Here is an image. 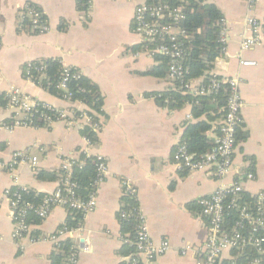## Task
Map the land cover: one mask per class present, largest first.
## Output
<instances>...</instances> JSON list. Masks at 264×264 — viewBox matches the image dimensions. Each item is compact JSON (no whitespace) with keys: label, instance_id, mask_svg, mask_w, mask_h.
Instances as JSON below:
<instances>
[{"label":"crops","instance_id":"crops-1","mask_svg":"<svg viewBox=\"0 0 264 264\" xmlns=\"http://www.w3.org/2000/svg\"><path fill=\"white\" fill-rule=\"evenodd\" d=\"M205 1L222 12L227 38L211 73L237 77L241 100V123L236 132L240 140L236 142L231 172L222 182H241L243 192L251 197L264 194V43L240 50L241 40L248 36L246 17L260 22L264 36V0L252 5L246 0ZM138 2L0 0V94L18 91L31 101L71 108L23 75L27 62L57 59L60 65L77 69L94 83L101 97L98 110L74 104L96 123L89 149L82 133L86 122L82 127L56 121L48 126L10 128L4 123L11 122L13 110L0 107V264H51V254L57 250L49 237L64 225L69 211L54 206L28 235L14 240L4 191L17 187L43 195L53 192L61 161L77 159L83 150L91 156H103L107 174L97 186L96 208L83 218L81 231L60 239H69L77 247L75 264H128L130 235L122 230L119 218L126 197L136 200L151 239L157 243L167 239L170 243L153 264H195L194 254L183 256L181 250L186 243L194 249L204 244L207 223L197 201L212 194L221 180L212 169L185 171L173 165V153L187 124L193 121L191 105L185 102L180 107H168L157 101L156 95L174 89V83L167 76L149 73L160 62L157 56L140 49V39L132 32ZM25 4L42 11L46 32L36 33L25 27ZM241 60L255 64L243 65ZM216 134L214 128L207 131L213 139ZM16 152L35 157L36 164L13 163ZM41 170L53 172L55 179H37ZM248 174L253 178L247 179ZM125 180L134 188L133 196L126 194Z\"/></svg>","mask_w":264,"mask_h":264},{"label":"built area","instance_id":"built-area-1","mask_svg":"<svg viewBox=\"0 0 264 264\" xmlns=\"http://www.w3.org/2000/svg\"><path fill=\"white\" fill-rule=\"evenodd\" d=\"M246 1L252 5L256 0ZM188 2L189 0H139L132 18V32L140 39V49L147 55L162 56L167 59V77L173 82L177 81L182 93L208 94L217 90L222 83L226 84L225 111L211 149L196 156L188 151L183 142H180L173 153V165L177 169L185 171L212 169L214 175L221 180L220 186L212 194L197 201L200 214L205 217L207 223L204 244L200 249H194L192 245L186 243L181 250V255L193 253L195 264H264V194L258 193L250 196V201L240 202L244 194L241 182L235 181L229 185L222 182L232 169L233 153L237 142L236 132L241 123L239 80L237 77L217 78L216 74L211 71L209 75L212 78L207 86L200 85L202 77L195 80L185 78L186 70L183 61L187 54L183 39L186 38V32L180 23L185 17L184 9ZM22 17L29 21L31 31L36 33L47 31L48 27L43 13L38 7L25 4L22 8ZM244 22L248 36L241 40V51L264 43V36L260 33V22L252 16L246 17ZM226 40V27L222 19L219 41L225 46ZM240 63L255 64L250 60H241ZM24 66V78L41 87L40 80L46 75L42 62L30 61ZM81 76L82 74L77 69L60 65V74L55 86L60 92V96L57 95V97L68 102L71 108H57L47 102L31 101L18 91H11L7 94L5 106L13 110L12 120L10 123L5 122V126L10 128L35 126L33 117H37L42 121V126H48L56 121H62L73 127H82L88 123L87 126L95 132L96 123H93L92 116L87 111L74 108L76 103H85L72 99V92L68 89V82L78 80ZM35 113L37 115L34 116ZM85 141L89 149L91 139L85 136ZM92 157L94 158L95 177L92 180L91 191L82 197L78 192L79 185L74 178L73 168L74 166L81 168L85 161ZM12 162H30L35 165L36 158L26 153L16 152L12 155ZM58 174L56 189L49 194H44L37 203L24 200L23 193L28 192L27 188L8 187L5 189L4 195L9 205L14 240L25 237L33 228L34 223L29 221V212L41 220L54 206H62L67 210L80 213L81 216L76 227L68 228L64 224L49 237L56 250L60 242H63L60 239L64 235L81 231L83 218L96 208V189L107 174L106 161L101 155L91 156L87 150H83L77 159H63ZM246 178L252 179L253 176L248 174ZM123 186L127 195H134L135 190L128 180L123 181ZM233 211L236 213V218L228 225V215ZM137 212L134 215L135 235L128 240L129 244L134 247V251L128 257V264H153L157 257L169 249L170 243L167 239L158 243L153 241L144 216ZM119 216L124 219L130 217L131 214L121 210ZM70 244L67 264H75L77 247L71 240ZM235 250L239 253H233ZM245 250H248L250 254ZM239 257H243L245 262L238 263Z\"/></svg>","mask_w":264,"mask_h":264},{"label":"trees","instance_id":"trees-1","mask_svg":"<svg viewBox=\"0 0 264 264\" xmlns=\"http://www.w3.org/2000/svg\"><path fill=\"white\" fill-rule=\"evenodd\" d=\"M185 17L180 25L186 32V38L183 39L186 50V58L183 65L186 70L185 78L195 80L202 77L200 85L207 86L210 79L209 72L213 68L215 60L223 54L224 46L220 43V33L222 29V12L215 4L206 2L205 0H189L185 9ZM23 24L29 28V21L23 18ZM160 62L151 73L155 77L167 76L168 67L167 59L162 56H157ZM45 69V77L40 80V86L48 90L54 95L60 96V92L56 89V82L60 74V64L57 59H47L42 61ZM23 66V70H24ZM217 78L220 76L216 75ZM174 89L166 90L156 95L157 101L161 105L168 107H180L183 103L191 105V113L193 121L189 122L184 130L182 141L189 152L194 155H202L210 150L213 146L214 139L207 135V131L214 128L218 131V120L224 115L227 92L226 84H221L217 90L203 95H190L182 93L179 89L177 81H174ZM68 89L72 92V99L80 100L89 108L98 110L101 105V97L97 86L86 79L83 75L78 80H71L68 82ZM7 103V96L0 94V106L4 107ZM37 113L34 114V116ZM204 115V118H201ZM35 126H42V121L37 117H33ZM84 136L94 140L95 132L90 127H84L82 130ZM237 140H240L237 137ZM74 178L76 179L79 189L78 192L82 197H85L92 189V180L95 177L94 158L87 159L84 165L79 168L74 166ZM59 177L57 173L56 178ZM36 178L39 180H54L55 174L53 172L38 171ZM43 194L29 189L28 192L23 193V198L26 201L37 203L41 200ZM127 204L122 211L131 214L130 217L120 218L122 230L128 232L132 239L135 235V220L134 215L137 212V202L133 197H126ZM250 196L243 194V199L240 202L250 201ZM69 211V215L64 223L68 228H74L81 220L80 213ZM29 221L34 224L38 223L40 219L36 218L30 212ZM236 218V213L233 211L228 215L227 224L230 225ZM70 240L67 239L60 242L57 251L51 254V264H67V258L70 252ZM134 247L127 245V253H132ZM246 253L250 252L245 250ZM233 253H239L234 251ZM245 262L243 257L238 258V263Z\"/></svg>","mask_w":264,"mask_h":264},{"label":"water","instance_id":"water-1","mask_svg":"<svg viewBox=\"0 0 264 264\" xmlns=\"http://www.w3.org/2000/svg\"><path fill=\"white\" fill-rule=\"evenodd\" d=\"M82 240H83V239L80 240V245H82Z\"/></svg>","mask_w":264,"mask_h":264}]
</instances>
